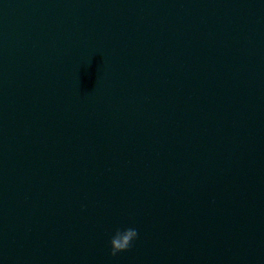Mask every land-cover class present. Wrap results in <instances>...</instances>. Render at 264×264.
<instances>
[{
  "label": "water",
  "instance_id": "1",
  "mask_svg": "<svg viewBox=\"0 0 264 264\" xmlns=\"http://www.w3.org/2000/svg\"><path fill=\"white\" fill-rule=\"evenodd\" d=\"M0 264H264V0H0Z\"/></svg>",
  "mask_w": 264,
  "mask_h": 264
},
{
  "label": "clouds",
  "instance_id": "2",
  "mask_svg": "<svg viewBox=\"0 0 264 264\" xmlns=\"http://www.w3.org/2000/svg\"><path fill=\"white\" fill-rule=\"evenodd\" d=\"M137 238L138 231L135 228L118 229L110 241L111 255L116 257L118 254L130 250Z\"/></svg>",
  "mask_w": 264,
  "mask_h": 264
}]
</instances>
